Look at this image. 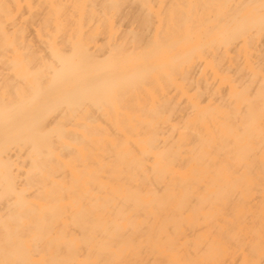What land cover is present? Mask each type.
I'll return each mask as SVG.
<instances>
[{"label":"bare ground","instance_id":"6f19581e","mask_svg":"<svg viewBox=\"0 0 264 264\" xmlns=\"http://www.w3.org/2000/svg\"><path fill=\"white\" fill-rule=\"evenodd\" d=\"M0 264H264V0H0Z\"/></svg>","mask_w":264,"mask_h":264}]
</instances>
